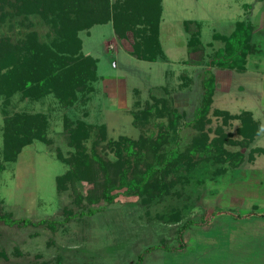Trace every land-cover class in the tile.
<instances>
[{
	"label": "rangeland",
	"instance_id": "obj_1",
	"mask_svg": "<svg viewBox=\"0 0 264 264\" xmlns=\"http://www.w3.org/2000/svg\"><path fill=\"white\" fill-rule=\"evenodd\" d=\"M0 5V40L6 38L14 44L35 32L37 42L52 47V41L62 39L59 24L53 27L49 19L37 13L24 17L7 3ZM161 7L159 38L165 58L150 62L133 57L128 53L133 41L130 34L118 39L111 23L98 24L77 32L81 45L75 54L61 53L81 60L87 55L95 59L93 91L76 104L62 106L52 94L34 99L19 87L8 103L0 95V162L3 118L7 114L45 113L51 140L27 144L14 161L4 163L0 172V215L9 213L12 218L45 222H0V264H131L139 254H143L140 264H264V217L231 216L264 212V153L255 154L252 162L246 160L249 147L264 149V0H161ZM186 20L196 22L193 29H200L202 47L198 51H188L186 41L192 30L185 29ZM236 20L254 28L251 37L258 51L248 56L244 71L209 68V55L221 46L213 33L229 34ZM185 70L193 82L183 89L178 85ZM205 70L212 71L216 83L206 126L210 137L222 132L230 140L241 138L238 121L225 123L212 113L215 108L229 113L249 110L261 123L249 147L237 142L225 145L229 151L244 154L239 165L231 167L225 161L213 160L220 168L218 173L213 166H199L188 172L186 179L177 180L169 195L151 202L136 193H125L124 188L114 190L113 201L105 207L102 200L88 204L82 199L79 203L70 191H57L55 177L65 172L67 165L56 151L67 155L70 150L63 131L64 115L105 124L108 137L124 135L136 140L155 130L152 124H136L132 114L149 99L151 89L167 87L172 105L185 112L184 122L194 116L200 104L199 84ZM158 120L165 122L166 118L154 119ZM195 133L190 127L184 128L182 144L187 145ZM91 144L92 138L85 142L87 148ZM107 154L114 158L111 152ZM167 179L171 180V175ZM77 188L85 195L91 184L81 181ZM86 207L95 208L94 214L64 220ZM172 213H177V218H172ZM202 216L210 219L186 228L180 239L181 225L189 218L199 221ZM182 243V250L155 247L144 251L150 246Z\"/></svg>",
	"mask_w": 264,
	"mask_h": 264
},
{
	"label": "trees",
	"instance_id": "obj_2",
	"mask_svg": "<svg viewBox=\"0 0 264 264\" xmlns=\"http://www.w3.org/2000/svg\"><path fill=\"white\" fill-rule=\"evenodd\" d=\"M7 3L16 14L37 13L43 19L56 27L63 28L62 39L52 41V47L36 41L35 32H29L26 41L12 43L9 39L0 40V95L4 102H9L13 91L28 90L34 99H40L46 94H52L62 106L77 103L82 96L93 91L96 80L95 59L85 56L83 59L61 54L70 52L75 54L81 45L77 32L104 23H111L113 33L118 39H126L128 34L133 37L128 53L143 61H156L165 58L159 34L161 21V0H0ZM1 8V5H0ZM48 10V11H46ZM196 22L186 20L184 26L187 31L192 30L186 45L189 52L201 49L200 29H193ZM58 26V25H57ZM66 28V29H65ZM254 28L250 23L236 20L233 30L229 34L213 33V39L221 46L209 55L207 66L226 70L244 71L248 56L258 51L252 40ZM2 68L5 69L2 71ZM178 87L189 88L193 82L190 74L180 75ZM215 78L212 71L205 70L200 80L201 100L195 109L194 116L183 122L184 110L172 105L167 87L159 86L150 91L149 99L133 111L134 122L140 126L152 124L155 130L148 135H141L133 140L124 135L118 138L108 137L105 124L95 125L82 119H71L63 116V131L66 144L70 148L67 155L60 150L56 155L67 165L62 174L55 177L57 191L67 190L74 194L79 201L85 199L88 204L99 200L103 206L110 204L116 193L114 190L124 188L125 193H136L146 201H153L157 197L169 195L175 188L177 180L187 178V173L199 166H211L218 173L220 168L216 161H225L227 165L235 167L244 160L241 151H229L226 144L238 143L247 148L259 133L261 123L253 117L249 110L239 113H229L215 108L213 114L221 116L222 121L237 122V131L241 138L230 140L222 132L209 135V112L212 95L214 93ZM87 98V97H86ZM84 98L83 100H85ZM166 118V121L155 118ZM49 120L43 112H14L3 118V147L0 172L4 163L14 161L24 146L34 140L51 143L48 138ZM192 128L195 134L187 145L182 144L181 134L184 128ZM92 136V137H91ZM94 136V138H93ZM92 138L89 148L85 142ZM101 147L100 151L98 147ZM109 150V151H108ZM108 152L114 158L108 157ZM264 153L261 147H249L246 160L252 162L255 154ZM212 160L209 161V159ZM171 175V180L167 179ZM86 181L91 188L81 195L77 184ZM176 191V190H174ZM86 204V203H85ZM82 208H84V204ZM102 206V207H103ZM81 208V209H82ZM95 208L73 212L68 217L92 215ZM264 217L263 213L251 212L242 215H231L236 218H249L252 215ZM177 218V213L171 214ZM209 216L201 217L199 221L187 219L179 229L180 239L184 230L191 225L204 224ZM0 222L7 225L38 224L43 220L33 222L27 218H12L9 213L0 215ZM47 224V223H46ZM52 226L51 222L48 224ZM162 247L165 249L182 250L184 244L163 247L150 246L145 252ZM143 254L131 264H140Z\"/></svg>",
	"mask_w": 264,
	"mask_h": 264
},
{
	"label": "crops",
	"instance_id": "obj_3",
	"mask_svg": "<svg viewBox=\"0 0 264 264\" xmlns=\"http://www.w3.org/2000/svg\"><path fill=\"white\" fill-rule=\"evenodd\" d=\"M263 263H264V260H263Z\"/></svg>",
	"mask_w": 264,
	"mask_h": 264
}]
</instances>
